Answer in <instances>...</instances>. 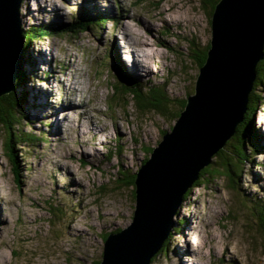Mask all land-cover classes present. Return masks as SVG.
<instances>
[{
	"label": "rangeland",
	"instance_id": "obj_1",
	"mask_svg": "<svg viewBox=\"0 0 264 264\" xmlns=\"http://www.w3.org/2000/svg\"><path fill=\"white\" fill-rule=\"evenodd\" d=\"M208 4L23 1V29L56 27L83 13L101 23L62 41L50 36L28 46L22 70L27 77L14 93L27 96L20 114L24 111L28 122L20 130L40 141L16 145L18 182L8 134L0 125V264H94L102 260L104 237L131 224L136 195L129 178L173 129L184 110L181 103L195 92L197 59L212 40ZM141 42L146 53H139ZM128 51L152 73L138 64L130 69ZM121 56L149 98L144 107L124 91V77L115 69ZM259 85L253 95L260 96L255 131L261 147L246 162L242 185L236 190L224 174L204 175L175 215L165 251L150 264H264V234L254 220L258 204H264V87ZM90 130L97 133L88 135ZM119 171L129 178L119 180Z\"/></svg>",
	"mask_w": 264,
	"mask_h": 264
},
{
	"label": "water",
	"instance_id": "obj_2",
	"mask_svg": "<svg viewBox=\"0 0 264 264\" xmlns=\"http://www.w3.org/2000/svg\"><path fill=\"white\" fill-rule=\"evenodd\" d=\"M24 0H0V98L15 92L24 66ZM195 92L135 173L131 224L110 233L100 264H150L175 227V215L201 171L233 137L264 59V0H220Z\"/></svg>",
	"mask_w": 264,
	"mask_h": 264
},
{
	"label": "trees",
	"instance_id": "obj_3",
	"mask_svg": "<svg viewBox=\"0 0 264 264\" xmlns=\"http://www.w3.org/2000/svg\"><path fill=\"white\" fill-rule=\"evenodd\" d=\"M220 0H209V4L212 8V14L214 12V9L217 5V3ZM79 19V20H78ZM104 20H102V23H104ZM101 23V21H98V18H90L87 14L83 13L80 14L77 18H73V20L67 24H59L56 27L49 26H34V27H28L26 29H23L24 37H25V54H24V64H26V57L28 56L27 50L28 46L35 42V41H41L42 39L50 36H57L61 38V41L64 40V35H77L81 33L84 30H89V28H92L94 26H98ZM94 25V26H93ZM92 26V27H91ZM210 48V45H207V47L201 52L202 55H199L198 60V67L201 68L206 60H207V53ZM123 66V67H122ZM126 69V64L121 57L117 58V61L115 62V69H117L118 75H123L124 77V91L126 93L131 94L133 97H135V100L137 101L138 105H141L144 107L146 104V101L149 100L144 94H143V86H141V83H136V81L132 80V76L124 69ZM123 69V70H122ZM120 71V72H119ZM27 77V74L24 73V71H21L19 79L16 83V88L18 85L22 86L25 78ZM261 84L262 87H264V59L261 60L257 65V77L254 82L253 90L249 95V102L247 105V110L244 115L243 121L238 125L236 128V132L231 137V139L227 142L226 147L229 145L230 154H224L225 149L219 151L217 155L214 157V162L207 166L204 170L201 171L200 179L195 182L193 187L199 186L201 178L206 175H214L220 174L225 175L231 184H233L234 188L237 190L239 189V186L242 184L239 182L242 174L244 173L246 162L251 161L250 159L252 156L254 157V154L260 150V142H258L257 139V133L255 131V122H256V111L261 106L259 95H253L258 86ZM20 88V87H19ZM153 92V91H152ZM16 93V91H15ZM11 93L10 95L3 96L0 98V125L5 128L8 134V152L11 157V162L13 169L15 171V175L17 178V181L20 182L18 179L21 174V165L19 161L18 151L16 148V145H24L27 143L40 141L39 138H36L32 135L24 134L23 131L20 130V127L23 123L28 122V117L25 115V112L23 111L22 114H20L21 110H24L26 108V97L25 94H15ZM155 96L151 95V100ZM186 100L183 101L180 105L181 108H185ZM160 112H162L163 109H158ZM22 115V116H21ZM25 119V121H24ZM150 151L152 152L153 149L151 148ZM216 158V159H215ZM147 159L145 160V162ZM214 164V166H213ZM217 167H216V165ZM222 168V171L219 169ZM120 179L123 178H129L127 175L119 171ZM135 175L131 176L128 182L132 186L135 185ZM238 180V181H236ZM192 187V188H193ZM191 189L188 190V192L185 194L183 202L188 198L189 193ZM259 205V210L254 214L255 215V221L259 223L260 231L264 234V204ZM173 232V231H172ZM172 232L169 235V238L165 241L163 248L160 250L165 251L167 243L172 238ZM107 234L104 237V241L106 240ZM156 256H154L155 258ZM154 258L151 260V263L153 262ZM101 261H98L94 264H100Z\"/></svg>",
	"mask_w": 264,
	"mask_h": 264
},
{
	"label": "bare ground",
	"instance_id": "obj_4",
	"mask_svg": "<svg viewBox=\"0 0 264 264\" xmlns=\"http://www.w3.org/2000/svg\"><path fill=\"white\" fill-rule=\"evenodd\" d=\"M24 19V18H23ZM79 20V19H78ZM143 46V48H142V46ZM140 47L141 48H139V53H141V52H144V53H146V50H145V48L144 47H146L144 44H143V42H141V44H140ZM148 51V50H147ZM126 54H127V52H126ZM132 53L131 52H129L128 51V55H126V57H127V64H128V66L130 67V69H132V70H134V71H136L137 70V67H135L137 64L139 65V69H142V71L143 72H145V74H147V75H150L151 73H152V69L145 63V62H143V61H141L139 58H134L133 56H130ZM149 54V53H148ZM152 58L153 57H151L150 55H148V57H147V59L148 60H152ZM32 61H33V56H32ZM35 61V60H34ZM36 62H37V60H36ZM28 65H30L31 66V64H28ZM71 66V65H70ZM72 67V66H71ZM119 76V75H118ZM76 79L77 78H75V81H74V83H78V82H76ZM72 90V89H71ZM73 94H75V93H73ZM75 106H77L76 104H75ZM105 128V127H104ZM92 130H93V128H92ZM92 130H90V131H88L87 132V134L88 135H91V136H93V135H95L96 133H92Z\"/></svg>",
	"mask_w": 264,
	"mask_h": 264
}]
</instances>
